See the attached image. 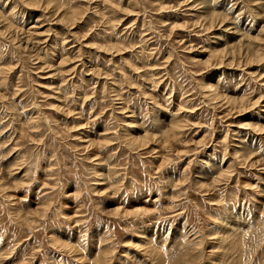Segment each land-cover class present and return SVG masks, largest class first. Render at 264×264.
I'll list each match as a JSON object with an SVG mask.
<instances>
[{
	"label": "rangeland",
	"instance_id": "374dc122",
	"mask_svg": "<svg viewBox=\"0 0 264 264\" xmlns=\"http://www.w3.org/2000/svg\"><path fill=\"white\" fill-rule=\"evenodd\" d=\"M0 264H264V0H0Z\"/></svg>",
	"mask_w": 264,
	"mask_h": 264
},
{
	"label": "bare ground",
	"instance_id": "6f19581e",
	"mask_svg": "<svg viewBox=\"0 0 264 264\" xmlns=\"http://www.w3.org/2000/svg\"><path fill=\"white\" fill-rule=\"evenodd\" d=\"M211 28V27H210ZM224 49V48H223Z\"/></svg>",
	"mask_w": 264,
	"mask_h": 264
}]
</instances>
